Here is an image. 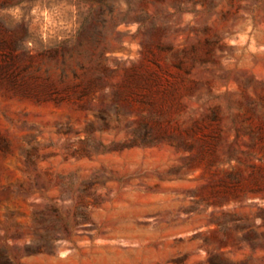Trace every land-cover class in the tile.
Listing matches in <instances>:
<instances>
[{"label": "rangeland", "instance_id": "obj_1", "mask_svg": "<svg viewBox=\"0 0 264 264\" xmlns=\"http://www.w3.org/2000/svg\"><path fill=\"white\" fill-rule=\"evenodd\" d=\"M0 264H264V0H0Z\"/></svg>", "mask_w": 264, "mask_h": 264}]
</instances>
